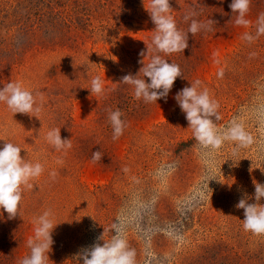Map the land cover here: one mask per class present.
Listing matches in <instances>:
<instances>
[{"label": "rangeland", "instance_id": "374dc122", "mask_svg": "<svg viewBox=\"0 0 264 264\" xmlns=\"http://www.w3.org/2000/svg\"><path fill=\"white\" fill-rule=\"evenodd\" d=\"M169 2L181 31L193 19L216 24L189 33L184 53H159L184 78L167 102L145 104L120 81L139 73V53L152 46L150 0H0V88L20 82L41 105L36 118L13 116L0 103V148L12 142L44 167L23 192L20 216L8 219L0 209V264L30 254L33 221L46 210L58 224L48 264H82L76 254L103 244L104 230L110 240L118 221L136 264H264V235L245 231L244 211L235 207L245 193L255 202L253 178L264 184V34L256 35L264 0H251L248 26L235 24L231 0ZM96 76L105 87L100 96L86 89ZM196 80L219 104L217 128L235 120L251 144L227 141L204 156L174 99ZM116 109L127 126L114 141L108 116ZM52 128L71 139L70 149L46 141ZM95 151L103 157L93 163Z\"/></svg>", "mask_w": 264, "mask_h": 264}, {"label": "clouds", "instance_id": "9594fccd", "mask_svg": "<svg viewBox=\"0 0 264 264\" xmlns=\"http://www.w3.org/2000/svg\"><path fill=\"white\" fill-rule=\"evenodd\" d=\"M251 0H231L229 8L232 14H236L235 24L237 26H248L250 21L245 19L249 11ZM145 7V5H144ZM151 21L155 25L151 45H147V56L142 50L139 55L143 57L139 61L142 67L137 75L131 73L124 75L120 83L131 85L134 88V97L143 100L145 104L156 103L158 100H165L174 86L176 79L184 78L180 66L176 63H169L159 53L171 55L173 53H184L189 47V33L195 36L200 31H211L212 25L216 22L209 19L207 22L192 20L186 32L177 28L176 21L171 14L173 9L169 0H150L148 7H145ZM189 17L186 16L185 20ZM264 34V13L260 14L257 20V33ZM245 40L252 41L254 37L245 33ZM155 53V54H153ZM145 57L148 62L145 63ZM63 58V57H62ZM61 58V59H62ZM143 73L144 78H139ZM147 77L150 82H146ZM201 81L196 80L178 91L174 97L179 108L185 114V119L193 131L194 139L200 147L205 150L206 158L212 157L216 151L221 149L225 142H235L238 147H247L252 143V137L245 131L242 124L235 120L231 121L224 130L217 128L216 121L220 120L218 114L219 104L210 97L206 88L199 90ZM91 95L97 96L105 93L103 81L99 76L93 77L90 81ZM0 103L14 114L35 116L34 113L41 111V105L32 91L24 88L20 82H8L0 88ZM123 113L120 109L109 110V122L113 129L112 139L118 140L125 129L126 122L122 119ZM214 118V119H213ZM46 141L57 151L67 150L72 147L71 139H62L60 128L50 129L45 136ZM0 148V209L8 214V219L20 216V204L23 199V192L32 189L33 181L39 179L44 172L41 163H33L21 157V148L12 142L4 140ZM233 155L236 151L233 150ZM101 151L92 153V162L102 160ZM250 172L252 169L249 170ZM264 172V170H261ZM54 180L57 176L55 171L49 173ZM254 203H249L246 193L235 205L237 209H243V229L254 235H264V204L260 201L264 198V184L253 178ZM231 186V185H229ZM208 187V183H207ZM209 188V187H208ZM34 235L27 241L30 254L19 261V264H48L49 252L54 244L53 230L58 224L52 220L51 210L44 211L33 221ZM114 234L110 240H104L103 235L99 240L103 244L95 243L91 247L84 248L77 253L75 259L82 261V264H136L135 250L128 247L124 238L123 227L118 221L113 223Z\"/></svg>", "mask_w": 264, "mask_h": 264}]
</instances>
